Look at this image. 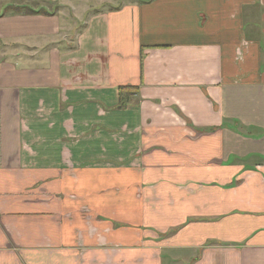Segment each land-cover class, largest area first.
Listing matches in <instances>:
<instances>
[{"label":"crops","instance_id":"crops-1","mask_svg":"<svg viewBox=\"0 0 264 264\" xmlns=\"http://www.w3.org/2000/svg\"><path fill=\"white\" fill-rule=\"evenodd\" d=\"M8 4L0 264H264V0Z\"/></svg>","mask_w":264,"mask_h":264},{"label":"trees","instance_id":"trees-1","mask_svg":"<svg viewBox=\"0 0 264 264\" xmlns=\"http://www.w3.org/2000/svg\"><path fill=\"white\" fill-rule=\"evenodd\" d=\"M14 12V13H23V14H33V13H43V14H50V12L43 8V7H34L30 4H8L5 8L0 12V14H4L7 12ZM140 60H143V54H140ZM138 86L133 85H121L118 87V103L117 107L122 108L126 106L130 98L137 94Z\"/></svg>","mask_w":264,"mask_h":264},{"label":"rangeland","instance_id":"rangeland-1","mask_svg":"<svg viewBox=\"0 0 264 264\" xmlns=\"http://www.w3.org/2000/svg\"><path fill=\"white\" fill-rule=\"evenodd\" d=\"M5 1V0H4Z\"/></svg>","mask_w":264,"mask_h":264}]
</instances>
